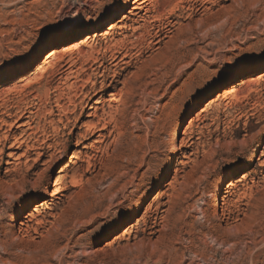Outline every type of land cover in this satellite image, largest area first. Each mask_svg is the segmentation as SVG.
<instances>
[{
  "label": "rangeland",
  "instance_id": "1",
  "mask_svg": "<svg viewBox=\"0 0 264 264\" xmlns=\"http://www.w3.org/2000/svg\"><path fill=\"white\" fill-rule=\"evenodd\" d=\"M127 3L0 0V84L17 87L0 91V264H264V58L245 71L264 52V0H152L113 38L69 53L77 102L92 101L62 131L75 79L57 66L21 80ZM30 133L36 162L13 145Z\"/></svg>",
  "mask_w": 264,
  "mask_h": 264
},
{
  "label": "bare ground",
  "instance_id": "2",
  "mask_svg": "<svg viewBox=\"0 0 264 264\" xmlns=\"http://www.w3.org/2000/svg\"><path fill=\"white\" fill-rule=\"evenodd\" d=\"M95 1V0H94ZM152 0H128V3H127V5L123 8V9H121V10H119V11H116V12H114L112 15H110V16H107L104 20H102L101 22H99L98 24H97V27L95 28V31L96 32H94L93 34H87L86 36H85V38H83L84 40H81V41H78V42H75L74 44H73V47L71 48V49H69V50H63V48H59V47H54L53 49H51L49 52H48V54H47V56H46V59H45V61L40 65V66H38V68L36 69V71L34 72V75H35V78H31V76H24L21 80H25L27 83H26V86H28L29 85V83L30 82H32V80H34L33 82L34 83H38V81L39 80H41L40 78L45 74V73H48L50 70H54L55 69V67H57V66H61L60 67V69L58 68V71L60 70L61 71V75L62 76H66V78H65V81L67 80V81H69V80H73V79H75V81H73V83H72V85H71V89H74L73 91H74V96H73V98H75V100L74 101H72V109H67V110H65V111H63V113H62V111H60L61 113V115H57L58 116V120L57 121H55V123H56V125H57V127L55 128L56 130H58V131H62V127H63V129H67L68 127H70V125H71V123H72V118L73 117H75L74 118V122H76V124L79 122V120L82 118V117H84V113H85V111H86V107H87V105H89V102H91L92 101V99H88L89 101H88V103H86L85 104V101H84V99H82V101L83 102H81V101H79V103L77 102L78 101V99H79V96H81V94L79 93V92H76V89H78L76 86V84H77V78L76 77H73V67H74V64H73V60H72V58H71V56H68V54L69 53H74V51H78L79 53H81V51H82V49L83 48H88V47H92V46H94V44H96V43H102L103 41H105V40H107L108 38H110V37H112L113 38V36H115V34H114V32L118 29V24L119 23H123V21L125 20V19H127L128 18V16L129 15H133L135 12L139 15V14H141L142 12H148V10L146 9L147 7H148V4L151 2ZM158 1V0H157ZM5 4V3H4ZM211 4V3H210ZM92 5V4H91ZM149 8V7H148ZM87 9V8H86ZM155 12V11H154ZM86 13H88V12H86ZM121 13H125L124 15H123V19L121 20V21H117V16L118 15H121ZM87 15V14H86ZM141 17V16H140ZM142 19V18H141ZM146 21V20H145ZM107 23H110V25H108V27L106 28V30L105 31H100V32H98V29H100L101 27H103L104 25H106ZM175 24V23H174ZM69 27V26H68ZM67 27V28H68ZM77 37H79L78 35H74V36H72L70 39L69 38H65V39H63L62 40V42H60V43H62V44H65V43H67V42H69V41H71V40H74V39H76ZM59 43V44H60ZM116 43V42H115ZM71 55V54H70ZM37 57H38V52H36V53H34L33 55H32V57L24 64V67L21 69L20 68V70L18 71V74H21V73H24L25 72V70L31 65V64H33V62L37 59ZM69 57V58H68ZM262 58H264V52L263 53H261V54H259V56H257V58L255 57V58H252L251 60H250V62L247 64V66H246V68H245V71H249L250 69H252V67L254 66V64H256V62L258 61L257 59H262ZM55 72V71H54ZM50 73V72H49ZM79 75V74H78ZM10 77H12V76H10V75H8V78H10ZM225 77H226V75L225 74H222V75H220L218 78H216L218 81H222V80H224L225 79ZM7 78V77H6ZM63 80V79H62ZM67 81L65 82V83H67ZM64 82H63V84H65ZM86 83V82H85ZM87 84H88V82H87ZM38 85V84H37ZM67 85V84H66ZM84 85V84H83ZM82 85V86H83ZM86 85V84H85ZM213 85V84H212ZM5 87H10V88H12V87H14V89H17V87H16V85H15V83H11V84H9L8 86H5ZM4 86H1V84H0V91L1 90H3L4 88H5ZM85 87V86H84ZM62 88V87H61ZM76 88V89H75ZM43 88L42 87H39L37 90L39 91V92H37V90H35L37 93H39L41 96L44 94V97H45V99L47 98L45 95V93L43 92L44 90H42ZM71 89H69L70 90V92L72 91ZM86 89V88H85ZM46 90V89H45ZM60 90V89H59ZM80 90V89H79ZM72 91V92H73ZM78 91V90H77ZM83 91V90H82ZM81 91V92H82ZM69 92V93H70ZM71 92V93H72ZM84 92V91H83ZM78 93L80 94V95H78ZM200 93H202V89H200V90H198L197 92H195L194 94H192L191 95V97L189 98V100H188V102L185 104V106L183 107V109L181 110V112H180V117H183L185 114H186V112H187V108L191 105V103H192V101L195 99V97L197 96V95H199ZM1 94V93H0ZM38 94V95H39ZM61 94V93H60ZM39 95V96H40ZM47 96H48V94H47ZM84 96H86V94L84 95ZM43 97V98H44ZM51 97V96H50ZM87 97V96H86ZM48 98H49V96H48ZM47 98V99H48ZM73 98H71V99H73ZM38 99V98H37ZM57 100V99H56ZM64 100V99H63ZM66 100V99H65ZM41 101H43V100H41ZM40 101V102H41ZM100 101L99 100H97L96 102H94L93 104H92V106L90 107V110H94V112H93V114L92 115H90L92 118H94V117H96L97 116V114H98V111L100 110V108H99V106L98 105H100ZM45 104V103H44ZM47 104V103H46ZM102 104V103H101ZM48 105V104H47ZM41 106H43V105H41ZM60 106V105H59ZM103 106V105H102ZM44 107V106H43ZM70 107V106H69ZM59 108V107H58ZM64 108V107H63ZM40 109V108H39ZM62 109V108H61ZM60 109V110H61ZM102 109V108H101ZM101 111V110H100ZM50 112V111H49ZM53 113H54V111H52ZM34 113V112H33ZM53 113H50V114H52L53 116H54V114ZM7 114V113H6ZM30 114H32V112L30 113ZM35 115V114H34ZM48 115H49V113H48ZM42 116V115H41ZM53 116H52V118H53ZM56 116V115H55ZM50 118H51V116H49ZM22 118V117H21ZM97 118V117H96ZM99 118V117H98ZM41 119H42V117H41ZM30 120V119H29ZM45 120H46V118H45ZM52 121V120H51ZM73 122V123H74ZM93 120L92 121H88V122H83V126H85V127H92V124H93ZM28 123V122H27ZM54 123V124H55ZM39 124V123H38ZM46 124V123H45ZM49 124H51V123H49ZM26 125V124H25ZM24 125V126H25ZM30 125H31V123H30ZM52 125H53V123H52ZM20 127V126H19ZM26 127H28V126H26ZM40 127V126H39ZM39 127H37L38 128V130H39ZM73 127H74V125H73ZM33 128V127H32ZM35 128V127H34ZM37 128L35 129V130H37ZM93 128H94V124H93ZM179 128V126L177 127V132H178V129ZM28 129V128H27ZM29 129H30V127H29ZM88 130H92V128L91 129H89L88 128ZM87 130V131H88ZM26 131H28V130H26ZM31 131H32V129H31ZM40 131V130H39ZM22 132V131H21ZM25 132V131H24ZM57 132V131H56ZM33 133L35 134L36 133V131L34 132L33 131ZM22 134V133H21ZM33 134V135H34ZM38 134V133H37ZM26 135V134H25ZM33 135H31V133H30V135H27L28 137L27 138H23L22 140H20L19 138H18V140H16L15 142H14V146H18L17 147V150L18 149H22L23 147H26V149H25V156H28V155H31V153H33V152H37V153H35V155H36V158L34 159L33 158V160L35 161V160H39L42 156H43V154L41 153V152H39V151H37V148H36V146L35 145H29V143L33 140V139H35V137L36 136H34L33 137ZM39 135V134H38ZM41 135V134H40ZM81 135V134H80ZM23 136V135H22ZM20 137H21V135H20ZM40 137V136H39ZM79 137H81V136H79ZM86 137V136H85ZM84 138V137H83ZM36 139H38L37 137H36ZM81 139L82 138H80L79 139V144H80V142H81ZM39 140V139H38ZM36 141V140H35ZM83 141V140H82ZM38 142H40V140L38 141ZM44 142V141H43ZM32 143V142H31ZM35 143V142H34ZM177 143H179V136H178V133H176L175 134V136H174V138H173V146L175 147V145L177 144ZM36 145H38V144H36ZM45 145V144H44ZM46 146V145H45ZM50 146V145H49ZM51 147V146H50ZM43 148H45L44 146L42 147V149ZM41 149V148H40ZM245 153L246 152H241V153H239L236 157H235V159H231V160H224L223 162H215V163H213V164H209V165H207V164H203V165H201V166H199V168H198V172L197 173H199V172H203L204 173V175L205 176H208V175H211L212 174V172H214L215 170H217L218 168H222V167H228V166H230V165H232V164H236L237 162H239L242 158H244V156L243 155H245ZM9 156H11V154H9ZM33 156V155H32ZM22 157H23V154H22ZM25 158V157H24ZM28 158H29V156H28ZM187 158V157H186ZM27 159V158H26ZM36 162V161H35ZM170 163V162H169ZM166 167H169V164L168 165H166ZM166 167H163L162 169H164V168H166ZM160 173V172H159ZM196 173V174H197ZM15 183H17V182H15ZM50 184H52L51 183V181L49 182V184H48V186H47V188H46V191L45 192H43V194L40 196V198L41 199H45L48 195H49V193H51V190H50ZM10 189V188H9ZM48 207V206H47ZM42 209V208H41ZM36 211H38V210H36ZM40 211V210H39ZM44 211H46V210H44ZM51 211V210H50ZM36 213H38V212H36ZM47 214V213H46ZM122 215V214H121ZM123 216V215H122ZM31 218H32V216H31ZM42 224V223H41ZM26 224H20V227H19V229L20 230H22L23 229V226H25ZM261 262H256V263H253V264H260ZM235 264V263H234Z\"/></svg>",
  "mask_w": 264,
  "mask_h": 264
}]
</instances>
